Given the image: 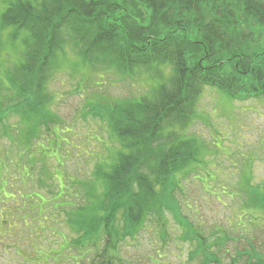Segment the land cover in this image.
I'll return each instance as SVG.
<instances>
[{"label": "trees", "instance_id": "obj_1", "mask_svg": "<svg viewBox=\"0 0 264 264\" xmlns=\"http://www.w3.org/2000/svg\"><path fill=\"white\" fill-rule=\"evenodd\" d=\"M0 3V27L8 30L7 46L15 52L19 50L20 56L13 73L7 75L19 101L13 95L0 98V114L17 115L25 120L27 115L21 111L26 104L22 98L26 93L29 98L33 89L43 91L47 72L58 66L59 61L73 70L101 66L121 77H136V69H145L138 73L147 75V90L138 100L96 101L89 105L91 114L106 124L108 136L119 147L111 162L94 165L92 180L77 183L80 186L103 183L104 191L98 204L102 215L89 216L94 212L90 204H75V211L67 215L68 227L77 234L73 246L82 248V243L93 241L101 224L103 233L99 236L103 244L96 248L100 252L94 254L89 264L97 263L101 257L105 260V251L108 260L112 259L109 264H115L117 258L121 261L119 242L143 228L149 215L159 217L165 212L179 223L183 233L191 231L197 236V225L184 214L191 207L184 204L181 207L174 197L175 189L180 188L175 173L195 161L197 154L194 140L181 137V132L194 115V106L206 87L218 88L240 101L264 95V0H0ZM71 54L74 59H70ZM3 90L6 88L0 83V94ZM48 102L38 96L28 105L32 117L40 118L39 126H43L40 114ZM47 115L53 122L51 114ZM47 125L44 121V126ZM15 129V134L20 135L21 127ZM58 143H54L56 148ZM21 144L15 143L18 149ZM45 149L51 151L50 147ZM8 175L2 161L0 180ZM5 189L0 182L2 194ZM31 193H27L30 200H26V206L19 197L1 199L2 203L10 204L2 209L10 220L21 214L18 221L28 219V225L35 224L34 213L39 209L53 210L58 215L65 207H71L63 196L56 207L43 206L44 203L39 204L43 198L37 192ZM84 197L89 200L86 191ZM75 198L79 200L78 195ZM251 203L264 209V187L253 189ZM3 217L0 213V220ZM55 219L56 216H51V223L39 224L41 231L45 232L44 227L54 224ZM117 220L121 221L119 231L115 230ZM163 227L162 221L158 230ZM232 227L227 233L225 229L222 234L215 233L220 234L217 240L213 237L215 249L193 247L187 256L190 263L200 258L199 264H222L216 250L226 243L227 235L229 238L235 235ZM241 228L246 232L245 226ZM191 237L186 239H196ZM199 240L202 245L203 240ZM244 241L247 247L234 252L226 264L239 260H243L242 264H264V245L254 246L248 238ZM68 242L56 253L67 249V244L71 245ZM112 253L114 257L110 256ZM51 254L55 252L45 254L44 259L49 261L56 255ZM64 254L57 256L62 258ZM79 258L76 252L71 256V264H88L79 262Z\"/></svg>", "mask_w": 264, "mask_h": 264}, {"label": "rangeland", "instance_id": "obj_2", "mask_svg": "<svg viewBox=\"0 0 264 264\" xmlns=\"http://www.w3.org/2000/svg\"><path fill=\"white\" fill-rule=\"evenodd\" d=\"M7 31L0 27V83L6 88L0 98L13 95L18 102L19 98L12 90L14 85L7 75L13 73L14 63L19 61L20 56L19 50L15 52L7 46L10 45ZM66 49L71 53L68 47ZM70 59H74V55L71 54ZM136 71V77H121L101 66H82L73 70L66 62L59 61L58 66L47 72L43 91L33 89L29 98L28 93L22 98L26 104L21 111L27 115L25 120L7 113L0 114V168L3 161L9 172L8 178L0 180L3 187L7 185L5 194L0 197V213L4 215L0 220V231H5L0 235V264H22V258L17 257L16 251L26 255L29 260L34 258L31 243L26 244L24 240V227L51 223V216H56L55 223L48 226L58 233L59 244L71 242V247L64 250V256H72L77 251L80 255L78 261L89 264L94 254L100 252L96 248L100 249L103 244V238L99 236L101 226L93 243L84 242L82 248H75L73 240L77 239V234L68 227L67 215L75 211V204L92 205L94 212L89 216L102 215L98 204L102 201L103 183L91 182L90 186L77 183L92 180L94 165L97 162H111L119 146L108 136L106 124L91 114L89 105L96 101L138 100L146 92L148 81L146 74L138 73L145 69ZM38 96L49 101L40 114L43 115V126H39L40 118L34 119L28 109L29 103ZM194 108L195 113L181 132V137L193 139L198 152L195 161L175 173L180 188L175 189L174 197L180 201L181 207L183 204L189 207V203L198 205L196 213L190 209L185 214L197 225V233L204 239V244H209L208 247L215 249L214 243L209 240L216 232V226L228 232L234 227L235 235H231V238L227 235L226 243L216 246L219 261L226 264L234 252L247 247L244 238H248V242L254 246L264 245V218H259L264 217V209H254L248 203L252 189L264 187V96L237 101L218 88L206 87ZM47 112L51 114L53 122ZM44 121L49 125L44 126ZM17 127H21L20 135L15 134ZM58 141L59 148H56L54 143ZM15 143L21 144L20 149ZM45 147H50L51 151H46ZM84 190L89 200L84 197ZM34 191L43 198L39 203H44L43 206L51 204L56 207L54 205L63 196L66 202L67 199L71 202V207H65V211L58 215L53 210L39 209L34 213L37 218L35 224L32 222L28 225V219L18 223L17 220H10L6 210H2L10 204L2 203L1 199L19 197V201L26 206V200H30L27 193L36 194ZM76 195L79 200H76ZM40 196L35 197L37 203ZM166 213L159 217L149 215L143 228H139L132 237L121 240L118 244L121 261L116 257L115 264H154L152 260L155 264H199L200 260L190 263L187 259L188 252L199 239L186 240L183 229ZM162 221L164 227L160 231L158 225ZM15 222L16 226H13ZM120 225L121 221L117 220L115 230L119 231ZM236 225L245 226L246 232ZM46 236L47 242L38 240L44 254L47 249L58 248L50 243L52 232L49 231ZM75 244L79 246V243ZM104 254L106 259L101 257L95 264L112 262L111 258L108 260L106 251ZM36 256V259H42L40 252ZM110 256L114 257V254ZM242 261L234 264H242ZM23 263L29 264L26 261ZM59 264L67 263L61 260Z\"/></svg>", "mask_w": 264, "mask_h": 264}]
</instances>
